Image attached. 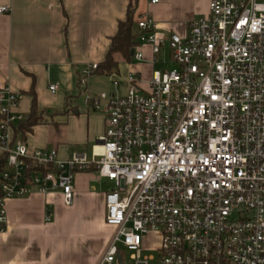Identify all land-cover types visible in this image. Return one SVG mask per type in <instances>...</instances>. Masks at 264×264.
I'll return each mask as SVG.
<instances>
[{
	"label": "built area",
	"instance_id": "2783aa9c",
	"mask_svg": "<svg viewBox=\"0 0 264 264\" xmlns=\"http://www.w3.org/2000/svg\"><path fill=\"white\" fill-rule=\"evenodd\" d=\"M138 27L133 58L145 60L142 45L154 55L167 46L176 67L154 71L148 92L131 73L125 95L90 98L107 114L90 154L29 149L15 137L26 118L18 94L0 90V231L7 199L59 192L72 206L76 174L93 171L114 184L96 264H127L122 249L133 264H264V0H210L184 37L160 36L148 15ZM152 236L157 257L144 255Z\"/></svg>",
	"mask_w": 264,
	"mask_h": 264
},
{
	"label": "crops",
	"instance_id": "0c3cea01",
	"mask_svg": "<svg viewBox=\"0 0 264 264\" xmlns=\"http://www.w3.org/2000/svg\"><path fill=\"white\" fill-rule=\"evenodd\" d=\"M129 2L0 0V6L10 8V13L0 15V90L10 88L18 94L16 111L26 117L34 97L39 110L60 111L50 118L52 122L35 126L24 140L16 137L29 149L56 150L61 160L69 159L75 152H87L80 148L93 147L104 134L107 120L104 104L96 109L90 98L97 96L99 90L125 95L130 68L136 70L140 79L138 88L148 92L151 75L158 71L154 70L155 65L174 64L167 46L154 55L150 46L142 45L140 49L146 59L133 67L132 60L117 54L118 74L105 76L93 71L88 76L83 74L89 66L104 61L118 22L126 17ZM209 2L160 0L154 5L149 0H140L137 14L151 17L160 36L184 37L190 22L208 13ZM51 84L59 85L57 93L50 92ZM81 90L85 91L83 110L78 101ZM68 98L75 108L65 113ZM58 115L63 116L61 123L54 121ZM95 175L93 171L76 174L72 206L65 204L59 192H35L7 199L6 227L0 231V264H68L65 256L68 250L75 259L70 264H96L101 252L92 244L88 225H72L73 217L88 220V216L98 213L110 229L105 222L106 194L91 185L96 179L100 181Z\"/></svg>",
	"mask_w": 264,
	"mask_h": 264
},
{
	"label": "trees",
	"instance_id": "16d2710c",
	"mask_svg": "<svg viewBox=\"0 0 264 264\" xmlns=\"http://www.w3.org/2000/svg\"><path fill=\"white\" fill-rule=\"evenodd\" d=\"M140 0H130L126 17L124 20H120L117 26L116 34L111 38V43L109 50L105 56L102 63L97 64V68L93 70L95 74L112 76L119 73V62L116 60V55L120 54L125 60L131 61V50L137 48L140 45L139 37L142 33L138 27V21L144 17L137 14L138 6ZM68 98V104L63 110L67 113L68 111L74 109ZM54 113H49L47 110H39L36 97H34L31 112L25 118V120L18 123L15 126V137H20L22 140L25 139L28 133H31L35 126L40 124H46L49 122L50 118L60 112L53 111ZM50 115V118L46 115ZM7 165V155H0V175L5 171ZM89 172V171H87Z\"/></svg>",
	"mask_w": 264,
	"mask_h": 264
},
{
	"label": "rangeland",
	"instance_id": "374dc122",
	"mask_svg": "<svg viewBox=\"0 0 264 264\" xmlns=\"http://www.w3.org/2000/svg\"><path fill=\"white\" fill-rule=\"evenodd\" d=\"M140 51H142V50L140 49ZM164 56H166V55H164ZM137 62L138 61H136L134 58H132V62H131L130 65L133 67V65H137ZM175 67H176L175 64H168V65H166V64H157V65H155L154 70H158V71L164 72V71H167V70H172ZM129 71H130L129 73H133V74L137 75L135 69L133 70V68H130ZM143 76H144L145 79H148V76L146 74H143ZM111 84L113 86L114 82L111 81ZM102 92L110 93L108 90H104V91H100L99 90L96 93V95L99 96ZM84 96H85V91L81 90V92L78 93V101H79V103L81 105L80 106L81 109L84 108V102H83L84 99H85ZM62 109H63V107H62ZM46 117L49 120L50 115L47 114ZM62 117H63L62 115H58V116L55 117L54 121L58 122V123H61ZM49 121L52 122L51 119ZM91 149H92V147H89L88 149L80 148V150H85L89 154L91 153ZM97 176L98 175H95V179L97 178ZM91 185H92V188L97 190V192L106 194L113 188L114 184H113V182H111L109 180L100 179V181H99V180L96 179V181L91 182ZM96 214H97L96 216L95 215L88 216L87 217L88 220H86V219L83 220L82 217H77V218L73 217L72 225L73 226H79V227L83 226V225H86V226L88 225L89 231H91L90 234L93 235V237L91 238L92 244H94V246H96V247H99V250L101 252L100 254H102L104 249H105V247L108 244L109 236L111 234V230L112 229L111 228L109 229L105 225L103 218L100 219L98 217V213H96ZM158 245H159V238L157 236H152L150 238V240L147 242V245H145L144 255L148 254V255H154L155 257H157L158 253H157V251L154 250V248L157 247ZM122 252H123V255H124L125 259H126V263L127 264H133L132 261L130 260L132 254L130 252H128L127 250H125V249H122ZM65 256L67 258L66 263L70 264V263L75 261V259L73 257V254L69 253V250H68V252L66 253ZM98 259L99 258L97 257V260ZM97 260H96V262H97ZM152 264H157V263L154 261V262H152Z\"/></svg>",
	"mask_w": 264,
	"mask_h": 264
},
{
	"label": "water",
	"instance_id": "95a60500",
	"mask_svg": "<svg viewBox=\"0 0 264 264\" xmlns=\"http://www.w3.org/2000/svg\"><path fill=\"white\" fill-rule=\"evenodd\" d=\"M134 54H135V49H132V50H131V57H132V58L134 57ZM119 260H120V262H121V264H122V257H121V256H119Z\"/></svg>",
	"mask_w": 264,
	"mask_h": 264
}]
</instances>
